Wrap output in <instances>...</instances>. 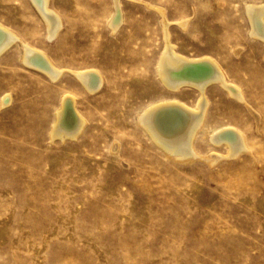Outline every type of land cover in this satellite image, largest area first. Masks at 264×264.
Masks as SVG:
<instances>
[{
	"label": "rangeland",
	"instance_id": "rangeland-1",
	"mask_svg": "<svg viewBox=\"0 0 264 264\" xmlns=\"http://www.w3.org/2000/svg\"><path fill=\"white\" fill-rule=\"evenodd\" d=\"M244 1L120 0L114 30V0H50L63 22L50 38L31 0H0V22L64 69L28 66L18 43L0 56V264H264V40ZM164 16L181 55L219 61L243 89L247 104L208 87L207 126L234 124L252 152L201 131L211 162L175 160L137 123L156 101L199 99L157 74ZM91 68L103 82L89 92L72 71ZM66 94L87 122L63 141L50 131Z\"/></svg>",
	"mask_w": 264,
	"mask_h": 264
},
{
	"label": "bare ground",
	"instance_id": "bare-ground-1",
	"mask_svg": "<svg viewBox=\"0 0 264 264\" xmlns=\"http://www.w3.org/2000/svg\"><path fill=\"white\" fill-rule=\"evenodd\" d=\"M31 2L45 21L48 36L50 38L56 36L63 22L61 15L51 7L50 0H31ZM114 9L115 13L110 24L115 30L123 21L120 0H114ZM244 13L250 36L264 40V3L257 4L254 0H246ZM163 24L164 49L157 64V74L168 90L176 92L182 87L192 86L199 91V99L192 108L176 97L156 101L138 115L137 123L167 156L175 160L191 161L205 158L211 162V154L202 156L197 147V139L201 131L213 144L226 145L232 157L240 156L245 151L252 152L246 134L234 124L226 122L212 128L207 126L212 105L208 87L212 84L220 85L232 99L246 102L243 89L228 77L226 69L219 61L210 57L189 58L181 55L171 42L170 23L165 16ZM17 43L21 46L22 62L45 72L53 80L60 78L64 69L55 65L44 51L34 47L12 28L0 22V56ZM72 73L89 92L96 91L102 86L103 76L92 68L80 69ZM10 99V95L4 96L3 104L8 103ZM86 122L76 107L75 97L70 94L63 95L50 136L63 141L75 139L83 131Z\"/></svg>",
	"mask_w": 264,
	"mask_h": 264
}]
</instances>
